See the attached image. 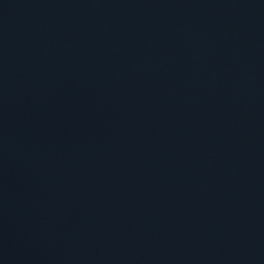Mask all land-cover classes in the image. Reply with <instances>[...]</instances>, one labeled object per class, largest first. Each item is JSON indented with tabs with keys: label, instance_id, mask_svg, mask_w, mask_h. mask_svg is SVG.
<instances>
[{
	"label": "water",
	"instance_id": "1",
	"mask_svg": "<svg viewBox=\"0 0 264 264\" xmlns=\"http://www.w3.org/2000/svg\"><path fill=\"white\" fill-rule=\"evenodd\" d=\"M0 264H264V0H0Z\"/></svg>",
	"mask_w": 264,
	"mask_h": 264
}]
</instances>
